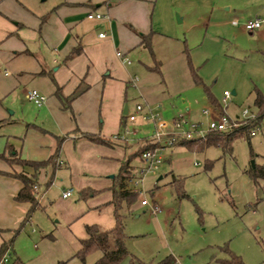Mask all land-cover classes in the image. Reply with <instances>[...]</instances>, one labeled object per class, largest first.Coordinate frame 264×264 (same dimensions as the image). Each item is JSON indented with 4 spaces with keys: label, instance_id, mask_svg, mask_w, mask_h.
<instances>
[{
    "label": "rangeland",
    "instance_id": "obj_1",
    "mask_svg": "<svg viewBox=\"0 0 264 264\" xmlns=\"http://www.w3.org/2000/svg\"><path fill=\"white\" fill-rule=\"evenodd\" d=\"M163 3L161 12H166L167 5L171 9L167 13H173L171 22L165 14L159 15L161 18L157 15ZM38 4L43 10L49 5ZM158 8L156 28L179 42L186 40L189 59L203 85L194 83L186 54L162 66V75L146 72L144 65L152 66L153 62L149 51L141 48L127 56L131 66L126 68L137 73L136 86L170 99L181 111L190 105L198 113L204 107L216 111L206 98V88L222 106L224 92H235L225 113L233 120L245 110L256 113L257 92L264 96V25L250 32L244 30L242 23L264 16V0H161ZM181 12L189 14L185 24L178 22ZM232 21L240 25L232 27ZM5 72L12 74L0 59V108L13 120L0 122V151L10 142L17 150L23 148L26 158L36 159L40 147L53 154L56 141L39 132L43 129L62 136L50 115L48 101L37 108L28 99V92L34 89L49 98L51 83L39 78L5 95L3 87L10 81L4 78ZM138 91L129 89L130 109L141 102ZM128 125L137 132V139L152 131L149 125ZM117 145H121L118 152H122L124 143ZM138 147L136 143L127 147L126 158ZM232 147V151L217 146L199 151L183 146L167 149L156 173L146 175L139 186L148 205L141 206L137 197L126 215L130 258L121 264H130L131 258L136 259L134 264H139L137 260L158 262L168 255H173L179 264H227L225 261L232 260L233 255L243 264H264V183L260 180L261 184H256L248 174L255 165L264 164V119L256 136L236 138ZM71 150L78 158V151L73 146ZM132 161L140 165L137 158ZM70 166L67 163L57 171L49 188L41 186L45 192L44 208L35 211L15 238L13 249L7 253V264L15 258L24 264H93L101 257L102 251L89 255L85 262L74 256L80 239L85 238L84 226L112 208L103 205L92 210L96 213L85 214L95 196L87 201L79 199L77 186L70 178ZM81 169L77 167V172ZM85 173L88 172L80 173L83 179L92 178ZM102 179L109 180L97 181ZM68 187L73 188L74 194L65 200L61 194ZM104 220L99 225L105 229ZM107 249H113L112 241Z\"/></svg>",
    "mask_w": 264,
    "mask_h": 264
},
{
    "label": "crops",
    "instance_id": "obj_2",
    "mask_svg": "<svg viewBox=\"0 0 264 264\" xmlns=\"http://www.w3.org/2000/svg\"><path fill=\"white\" fill-rule=\"evenodd\" d=\"M160 1L0 0V59L12 73L11 75L8 72L4 73V78H10V81H7L9 84L3 87V92L8 95L20 86H25L36 79H47L51 86H49V98L45 96L48 101L46 102L50 115L54 118L62 136H56L38 128L39 132L56 141L53 153L58 148L60 138L67 136L64 141H61L57 166L42 169L39 172L38 185L40 188L43 185L47 187V184L52 182L56 176L57 171L63 165L70 164V178L76 184L77 192L86 188L96 192L93 195L95 197L90 201L88 212L85 213L87 215L96 213L92 210L96 211L112 201L111 187L114 184V178L128 158H130L131 174L142 166L141 158L133 157V155L146 140L151 142L154 126L152 123L143 124L152 127L151 134L141 139L134 138L137 132L129 129L127 118L128 115L134 113L137 105H142L144 111L148 112L147 108H149L153 112L161 113L162 119L166 122H171L179 112H183L191 122L202 123L204 126L207 123L202 112L205 107L199 113L193 110L190 105L181 111L170 99L150 94L142 86L139 89L136 86L137 73L126 68L131 66L127 57L129 53L143 48L149 51L153 62L152 66L143 64L146 67V72H156L162 75V66L177 61L181 59L182 54H186V64L192 75L194 69L189 59L186 40L179 42V39L164 35L156 28L155 15L159 9ZM42 2L49 3L44 10L39 8L38 3ZM170 2L172 3L173 0ZM160 7L162 8L159 9L160 12H157V15L164 16L165 14L166 19L171 22L173 13H167L171 9L165 5L166 12L163 14L161 11H163L164 3ZM89 14H101L104 18L91 20L88 19ZM262 17L264 16H257L250 21ZM159 18L161 17L159 16ZM177 18L179 23L185 24L189 14L181 12ZM100 34H104V37H100ZM141 34L151 36L150 49L142 45ZM76 50L79 53L74 55ZM119 52L124 55V58H127L129 63L117 55ZM70 56L72 57L69 58ZM196 74L198 75L197 72ZM192 78L196 85H203L201 77L202 84H197L193 75ZM130 88L139 90L138 96L141 100L132 109L127 104ZM57 89L61 90L65 99L68 98L65 103L56 96ZM32 91L39 92L36 89ZM205 92L206 98L212 102L214 109L221 112L222 104L214 99L208 88L205 89ZM232 94L235 95V92ZM45 105L46 103L41 107L35 106L42 108ZM64 106H70L69 110ZM125 106H127L126 114H124ZM255 111L257 114V109ZM240 118L241 115H238L235 119ZM0 122H13L12 117L8 116L1 108ZM127 129L130 132L128 135L130 138L128 142L124 143L125 147H121L125 151L122 150L119 153L118 147L120 148L121 145L119 146L117 143L123 144V142H115L111 138L116 134H125ZM89 134L109 140L111 143L105 145L92 142L85 138V135ZM179 142L180 140L168 149L181 146L177 144ZM133 143L138 144L139 147L126 158V148ZM7 145L13 148V155L30 161L46 160L52 152L40 147L39 155L36 159H32L23 156V148L17 150L10 142H7ZM72 146L75 152L78 151L76 153L79 154L78 158L73 156ZM35 147L37 148V146ZM5 148L0 153L4 152ZM5 152L6 156H10L8 151ZM64 153L65 159L63 158ZM133 158H137L140 165L134 164ZM77 167H82L80 172H77ZM83 170L88 172L85 174L92 178L83 179L80 175ZM0 172H22L29 176L33 174L30 167L23 168L18 165L10 167L3 160H0ZM100 178L109 180L97 181ZM261 181L264 183V180ZM261 181H259V185ZM21 187L22 184L19 181L0 174V229L4 230L0 234V247L4 241H8L13 236L14 230L18 229L29 209L28 204H18L13 199ZM68 189L73 190L72 187H68L66 190ZM44 199L45 192H43V199L40 202L41 208H44L42 206L45 202ZM102 219H105L104 222H106L105 229L99 225L103 223ZM93 225L100 226L104 230L112 229L115 226V219L111 210L104 212L101 218H95L93 223L88 222V225L84 226V231H86V226ZM86 238L87 234L83 239ZM80 249L81 244L78 251Z\"/></svg>",
    "mask_w": 264,
    "mask_h": 264
},
{
    "label": "trees",
    "instance_id": "obj_3",
    "mask_svg": "<svg viewBox=\"0 0 264 264\" xmlns=\"http://www.w3.org/2000/svg\"><path fill=\"white\" fill-rule=\"evenodd\" d=\"M142 38V45L150 49L151 47V36L140 35ZM79 51H74V55H77ZM73 55V56H74ZM70 56L69 58H71ZM192 75L197 84H202L200 77L192 70ZM60 89H57L56 96H58L64 103L68 98H64L60 92ZM65 107V106H64ZM254 107L257 109L258 113L256 114V120L250 121L248 126L242 127L236 132L233 133H209L204 138L192 141H180L177 143L191 151L203 150L209 146H217L222 148L224 151H232V142L239 137L247 136L251 138L250 131L254 128H260L261 122L264 119V96L257 92V96L254 101ZM70 106L65 107L69 110ZM67 136L60 138L58 143L57 150L49 156L46 160L43 161H30L13 155V149L11 146L7 145L5 151L10 153V156H6V152L0 153V160L5 161L10 167L13 165H18L23 168L30 167L33 170L31 176L25 173L18 172H0L1 175L12 178L19 181L22 184L20 191L14 196V201L18 204H28L29 209L27 211L25 219L22 221L18 229L14 230L13 236L8 240L4 241L0 247V261L3 256L10 252L13 249V243L17 235L23 230L26 223L30 222L31 217L35 211L41 208V203L35 198L34 186L38 184L39 172L49 166L56 167L57 160L59 158L61 141H64ZM85 138L89 139L92 142H97L100 144L110 145L111 141L102 139L99 136L94 135H85ZM148 142V143H146ZM146 144H142L133 157H142V154L154 148L152 142L146 140ZM130 158L123 163L120 167L119 173L114 178V184L111 187L113 192L112 201L107 204L111 206L112 215L115 219V226L110 230H104L100 226H86L87 238L80 240L81 249L76 253L75 257L85 262L87 257L97 251H102V255L95 263L93 264H121L125 259L130 258V253L126 246L127 236L125 234V218L126 215L130 213L131 208L137 202V194L130 192L127 189V181L131 177V172L129 169ZM250 177L254 180L256 184H259L260 180H264V164L255 165L253 169L248 171ZM52 182L47 184V188L50 187ZM96 192L92 189L86 188L79 191L80 200L87 201L91 198ZM4 230L0 229V234ZM112 241L113 249L108 250L107 247ZM229 252V251H227ZM230 253V252H229ZM232 260H226L227 264H243L238 257L232 256ZM136 259L131 258L130 264H134ZM139 264H179L177 259L173 255H168L164 259L158 262H142L139 261ZM12 264H24L19 258H15ZM63 264V263H58Z\"/></svg>",
    "mask_w": 264,
    "mask_h": 264
},
{
    "label": "built area",
    "instance_id": "obj_4",
    "mask_svg": "<svg viewBox=\"0 0 264 264\" xmlns=\"http://www.w3.org/2000/svg\"><path fill=\"white\" fill-rule=\"evenodd\" d=\"M102 18H104V16L101 14L88 15V19L91 20H100ZM231 25L238 27L240 23L233 21ZM263 25L264 17L242 23L244 30L250 32L259 30ZM100 37H104V34H100ZM117 55L124 58V55L121 52L117 53ZM124 59L129 63L127 58ZM231 97L232 94L230 92H224L222 100L224 105L222 106L221 112L214 111L208 107L202 110L207 119L205 126L202 123L191 122L188 119V116L183 112H179L171 122H166L162 119L161 113L153 112L149 108H147L148 112L144 111V107L142 105H137L134 113L128 115L127 120L131 124L143 125L146 123H152L154 126V132L151 140L154 148L147 150L142 154V166L137 169L135 173H132L131 177L127 181V189L130 192L137 194V197L140 198L142 206H147L148 202L144 198L143 192L139 190V186L143 184L146 175L156 173L159 166L163 162L164 153L168 148L173 147L177 141L198 140L204 138L209 133H233L242 127L248 126L250 121L256 120V114L250 112L249 110L243 111L240 119H231L225 113L227 102L231 99ZM28 99L38 107H41L47 101V98L37 91H30L28 93ZM258 131L259 128L257 127L252 129L250 131L251 136H256ZM129 134L130 132L127 129L125 134H116L111 138V140L125 143L129 141ZM34 191L35 198L38 202H41L43 199V192L38 184L34 186ZM73 193L74 191L72 189L65 190L62 193V198L69 199L73 196ZM6 263H8L7 254H5L0 261V264Z\"/></svg>",
    "mask_w": 264,
    "mask_h": 264
},
{
    "label": "water",
    "instance_id": "obj_5",
    "mask_svg": "<svg viewBox=\"0 0 264 264\" xmlns=\"http://www.w3.org/2000/svg\"><path fill=\"white\" fill-rule=\"evenodd\" d=\"M127 113V106H125V112H124V114H126Z\"/></svg>",
    "mask_w": 264,
    "mask_h": 264
}]
</instances>
